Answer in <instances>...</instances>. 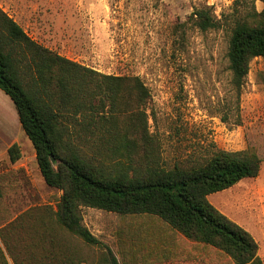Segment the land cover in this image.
<instances>
[{"label":"rangeland","instance_id":"rangeland-1","mask_svg":"<svg viewBox=\"0 0 264 264\" xmlns=\"http://www.w3.org/2000/svg\"><path fill=\"white\" fill-rule=\"evenodd\" d=\"M0 7L31 39L66 59L103 75L139 76L151 93L149 129L164 168L196 166L217 151L253 150L262 161L259 175L208 199L254 237L264 262V59L251 62L236 89L227 54L242 18L237 0H0ZM199 9L211 10L221 27L196 28L191 17ZM77 123L64 122L75 134ZM14 144L21 153L15 164L8 152ZM89 153L103 167L120 158L106 147ZM61 196L45 183L16 108L0 90V264H58L43 257L42 246L70 252L81 264L104 259V248L60 230L49 228L41 241ZM82 216L119 264H234L155 216L87 207Z\"/></svg>","mask_w":264,"mask_h":264},{"label":"trees","instance_id":"trees-1","mask_svg":"<svg viewBox=\"0 0 264 264\" xmlns=\"http://www.w3.org/2000/svg\"><path fill=\"white\" fill-rule=\"evenodd\" d=\"M237 4L242 18L231 30L227 57L232 84L240 90L251 62L264 59V0ZM191 20L201 31L221 27L209 9L194 11ZM0 90L16 108L45 183L62 192L42 242L49 228L60 230L87 246L104 248L98 264H119L84 225L82 209L87 207L155 216L186 241L214 248L234 264H264L254 237L208 199L259 175L262 161L253 150L217 151L196 166L164 168L149 129L151 93L139 76L103 75L66 59L31 39L1 7ZM72 120L79 122L76 134L64 124ZM105 147L120 158L103 167L97 153L89 152ZM8 152L13 164L21 159L17 144ZM42 248L43 257L58 264L84 262L62 251L58 261L54 247Z\"/></svg>","mask_w":264,"mask_h":264}]
</instances>
